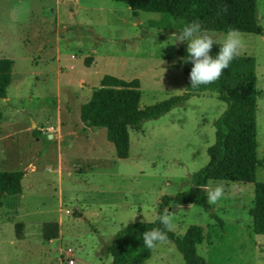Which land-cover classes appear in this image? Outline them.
Listing matches in <instances>:
<instances>
[{
  "label": "rangeland",
  "instance_id": "obj_1",
  "mask_svg": "<svg viewBox=\"0 0 264 264\" xmlns=\"http://www.w3.org/2000/svg\"><path fill=\"white\" fill-rule=\"evenodd\" d=\"M256 7L264 22V0ZM162 15L134 14L115 0H0V57L12 61L0 98V170L24 171L20 191L2 197L0 264H66L68 258L111 264L106 248L117 231L153 220L161 197L188 189L192 174L206 164L214 121L225 109L215 92L196 93L144 120L139 130L129 128L125 158L116 156L105 128L85 127L79 117L103 74L138 78L140 107L185 90L177 50L187 42L172 44L179 30L165 27ZM210 32L220 40L228 33ZM239 33L241 55L254 59L256 153L262 159L264 34ZM255 173V182H264V162ZM217 181L224 182L225 197L211 208L222 223L202 206L170 201L163 210L174 217L171 231L181 235L188 225L202 226L197 253L207 264H264V234L253 231L248 212L255 183L216 180L206 188ZM51 221L59 233L47 241L42 226ZM144 264L184 261L168 240Z\"/></svg>",
  "mask_w": 264,
  "mask_h": 264
},
{
  "label": "trees",
  "instance_id": "obj_2",
  "mask_svg": "<svg viewBox=\"0 0 264 264\" xmlns=\"http://www.w3.org/2000/svg\"><path fill=\"white\" fill-rule=\"evenodd\" d=\"M124 3L136 14L137 11L160 12L165 27L177 30L193 21H199L208 31L264 34L259 27L256 0H115ZM228 6L227 13L220 11ZM218 45H213L210 55L218 52ZM178 64L184 73L185 90L181 94L164 100L139 106L140 81L138 78L125 80L111 74H103L99 86L92 89L87 101L80 105L79 117L85 127L105 128L106 138L112 142L118 158L128 156V129L139 130L144 120L154 119L181 105L196 93L215 92L217 98L225 103V109L214 121V140L207 147L208 160L205 165L192 174L191 186L173 196H162L160 212L170 201L176 204H196L202 206L209 215L222 223L207 203L205 188L210 181L225 180L240 183H255L249 215L255 233L264 234V182H255L256 167L262 165L264 158L258 159L256 108L257 95L254 72V59L240 55L224 70L215 83L192 88L189 80L191 62H185V45L177 50ZM90 58L85 60L89 65ZM12 61L0 57V98L6 97ZM0 110V118H1ZM39 131V130H37ZM23 170H0V206L5 194L20 191V179ZM22 223L15 225L17 237H21ZM161 228L167 232L182 255L184 264H207L197 253V245L204 238L203 227L188 225L181 235L166 230L158 222L137 220L122 226L107 245L111 264H144L150 257L151 250L143 245L142 234L152 228ZM59 226L56 221L45 222L42 237L49 241L58 237ZM167 240V241H168Z\"/></svg>",
  "mask_w": 264,
  "mask_h": 264
},
{
  "label": "clouds",
  "instance_id": "obj_3",
  "mask_svg": "<svg viewBox=\"0 0 264 264\" xmlns=\"http://www.w3.org/2000/svg\"><path fill=\"white\" fill-rule=\"evenodd\" d=\"M220 11L227 13L228 6L226 4L223 5ZM258 26L264 27V22L259 23ZM171 38L174 46H179V44L187 42V59L185 62H191L192 64L189 72V80L191 87L194 89L199 88L201 85L215 83L219 80L224 70L230 66L234 59L242 54L245 46L244 39L238 31L230 30L220 40L216 38L215 33L203 29L199 21L186 24L182 30L172 33ZM213 45L219 46L218 52L214 57L210 55ZM205 191L207 193V203L209 205H216L225 197V184L223 181L214 182V186L209 185ZM173 220L174 217L165 208L162 213L157 212L150 223L155 224L158 222L164 229L171 230ZM142 239L143 245L151 250L166 243L168 236L166 231L154 227L146 230L142 234Z\"/></svg>",
  "mask_w": 264,
  "mask_h": 264
},
{
  "label": "built area",
  "instance_id": "obj_4",
  "mask_svg": "<svg viewBox=\"0 0 264 264\" xmlns=\"http://www.w3.org/2000/svg\"><path fill=\"white\" fill-rule=\"evenodd\" d=\"M73 57V55H72ZM68 251H70V248L68 249ZM73 259L72 258H68L67 261H66V264H73Z\"/></svg>",
  "mask_w": 264,
  "mask_h": 264
},
{
  "label": "water",
  "instance_id": "obj_5",
  "mask_svg": "<svg viewBox=\"0 0 264 264\" xmlns=\"http://www.w3.org/2000/svg\"><path fill=\"white\" fill-rule=\"evenodd\" d=\"M35 126V124H33V127ZM48 138H51V136L50 135H48Z\"/></svg>",
  "mask_w": 264,
  "mask_h": 264
},
{
  "label": "crops",
  "instance_id": "obj_6",
  "mask_svg": "<svg viewBox=\"0 0 264 264\" xmlns=\"http://www.w3.org/2000/svg\"><path fill=\"white\" fill-rule=\"evenodd\" d=\"M48 135H50V136H51V138H52V134H49V133H48Z\"/></svg>",
  "mask_w": 264,
  "mask_h": 264
}]
</instances>
